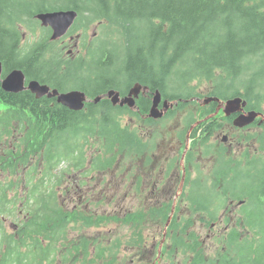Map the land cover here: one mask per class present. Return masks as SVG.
I'll use <instances>...</instances> for the list:
<instances>
[{"label": "trees", "instance_id": "1", "mask_svg": "<svg viewBox=\"0 0 264 264\" xmlns=\"http://www.w3.org/2000/svg\"><path fill=\"white\" fill-rule=\"evenodd\" d=\"M67 9L78 15L66 36L79 34L81 41L80 52L72 56L64 52V38L50 41V29L35 18L39 12ZM95 23L99 34L88 40L87 31ZM20 27L30 33L40 28L41 35L31 43L23 42ZM0 61L3 76L21 69L26 82L34 79L60 92L78 89L90 99L83 110L75 111L55 97L36 98L27 89L7 92L0 81V142L1 136L8 138L0 167L15 174L32 157H39L40 163L34 166L42 164L39 178L26 171L24 181L9 175L6 183L0 182V264H59L61 253L56 246L67 239L72 217L58 203L51 184L71 168L86 167L85 151L96 140L102 144V153L92 156L89 171L112 168L120 154H148V140L130 122L123 123L122 117L147 115L156 89L163 99L177 103L166 118L205 96L221 100L241 96L247 110L264 112V0H0ZM201 81L209 82L204 96L195 86ZM135 83L148 88L137 99L136 110L113 105L106 97L92 101L109 89L124 95ZM216 107L215 101L204 106L203 117H210L206 121L193 111L185 113L186 132L194 124L193 145L209 148L208 140L221 130L213 115ZM145 117L146 126L161 120ZM258 129L240 134L239 139L241 144L255 143V150L245 149L234 157L221 143L210 175L192 179L187 175L181 195L189 210L201 214L202 221L220 220L229 227L218 257L205 259L193 219L180 218L175 212L165 247V259L172 264H264V126ZM15 134L21 137L12 140ZM62 163L66 168L62 169ZM21 186L20 195H8ZM170 206L149 208L152 218L168 221ZM234 207L237 218L230 227L229 212ZM15 212L23 213L25 221L13 233L4 231L3 218ZM138 212L140 223L147 209ZM136 234L128 237L132 248L143 245L142 234ZM119 242L96 245L95 259L113 264ZM69 258L60 257L63 264Z\"/></svg>", "mask_w": 264, "mask_h": 264}, {"label": "rangeland", "instance_id": "2", "mask_svg": "<svg viewBox=\"0 0 264 264\" xmlns=\"http://www.w3.org/2000/svg\"><path fill=\"white\" fill-rule=\"evenodd\" d=\"M20 29L22 41L26 43L39 39L41 35L40 28H37L35 33L28 32L25 27H20ZM97 33L98 23H95L87 31L88 40ZM63 38L64 52L70 51L69 55L71 56L80 52L79 34ZM90 71L89 69L88 75ZM121 83L125 88L127 82L123 80ZM76 84L77 82L74 81V86ZM195 86L197 92H201L204 96L209 88V82L201 81ZM206 97L209 96L200 99L203 100ZM208 104L210 102L204 104L196 101L172 118H166L164 115L160 122L154 126H146V123L143 122L144 118L140 116H123V123L130 122L148 140L151 148L148 154L143 156L131 154L129 157L120 154L112 168L106 171H89L92 156L102 153V144L96 140L85 151L88 159L86 167L80 170L71 168L64 178H59L58 182L54 181L51 184L58 193V203L64 210L70 211L72 217V221L66 229L67 239L56 246L58 252L61 253L57 255L56 262L59 261V264H63L64 261L60 257L66 254V258H72H69L65 264H73L75 260H77L76 264L83 261H87L84 264H100L101 260L95 259V246L109 247L111 244L115 245L116 241H120L119 246H116L114 250L116 256L113 264H172L169 259H165V247L168 243L166 233L169 223L159 218L153 219L152 210L149 209L162 208L166 204L168 206L171 204L169 222L175 212H178L180 218L191 217L193 219V230L203 243L205 259L218 257L222 250V238L229 226H225L224 222L220 220L213 224L202 221L201 214L192 213L188 208V201L181 195L183 188L187 187L184 182L187 175H190L191 179L198 175H210L223 136L226 137L227 144H222L227 147L231 156L236 157L240 156L245 149L253 151L257 146L255 143L246 141L241 144L240 134L248 135V132L254 133L259 129L252 126L243 129L234 128L233 121H229L223 111L219 110L213 115L222 124V127L221 130H216L208 140L209 148L193 145L192 140L186 141V138H181V133L186 132L182 118L185 113L193 111L196 117L206 121L210 117H203L202 110ZM20 137V134H15L11 139L15 140ZM1 138L0 153L8 145V138L4 135ZM185 148L187 150L186 160L181 161ZM205 151L210 152L205 153ZM145 156H149L148 159ZM38 158L32 157L30 162L25 166H20L15 174L0 171V182L6 183L9 175H12L13 180L21 177L24 181L23 176L26 171H30V174L39 178L42 164L34 166V162L40 163ZM66 166L67 164H61L62 169ZM183 169L185 176L182 181ZM21 184L23 186V182ZM22 186L19 189L9 190L8 195L11 198L20 195L24 192ZM139 209H147V212H144L145 215L141 217L140 223ZM235 210L236 207L231 208V212H229V218L233 220L230 227L234 225V220L237 218ZM25 219L26 216L23 213L15 212V215L3 218L2 227L4 231L13 233ZM137 231L142 234L143 245L132 248V245L127 243L130 239L128 237L136 236ZM71 246L78 248L71 252L66 251ZM91 260L96 261L91 262Z\"/></svg>", "mask_w": 264, "mask_h": 264}, {"label": "water", "instance_id": "3", "mask_svg": "<svg viewBox=\"0 0 264 264\" xmlns=\"http://www.w3.org/2000/svg\"><path fill=\"white\" fill-rule=\"evenodd\" d=\"M77 15V11L67 9L39 12L35 15V17L41 22L42 26H48L52 29L50 40L54 41L61 38L67 33V31L71 28L75 19L77 18ZM1 73L2 63L0 61L1 87L7 92H19L24 89H29L33 94H35L37 98H40L45 95L49 98L55 97L56 101L59 104L75 111L83 109L85 103L88 101L86 93L81 90L74 89L65 92H60L57 89H51L46 84H41L37 80H30L27 84H25L26 76L21 69L12 70L4 78H1ZM144 90H148V88L138 83L134 84L128 90V93L124 96H121L119 91L115 89H109L105 94L96 96L93 102L97 103L103 97H107L113 105H126L129 108L133 109L134 107H136V99ZM151 101L152 103L147 117H151L154 119L161 118L169 108L173 107V105L176 104V102L173 103L167 99L162 100L161 93L158 89L153 92ZM198 101L204 104L211 101L217 102L216 112L221 109L225 116L237 114L233 121V125L236 127L241 128L246 125H249L253 123L258 117L260 118L258 123L264 125V113L255 110H245L247 101L240 96H235L226 99L225 101L220 100L218 97H207L203 100L198 99ZM160 103L161 108H159ZM188 138L189 137L187 135V141ZM223 141H226L225 136H223ZM182 176L183 181L185 176L184 169Z\"/></svg>", "mask_w": 264, "mask_h": 264}, {"label": "flooded vegetation", "instance_id": "4", "mask_svg": "<svg viewBox=\"0 0 264 264\" xmlns=\"http://www.w3.org/2000/svg\"><path fill=\"white\" fill-rule=\"evenodd\" d=\"M2 154V152L0 153V155ZM0 171H8L9 172V169H8V167H6V168H2V167H0Z\"/></svg>", "mask_w": 264, "mask_h": 264}, {"label": "bare ground", "instance_id": "5", "mask_svg": "<svg viewBox=\"0 0 264 264\" xmlns=\"http://www.w3.org/2000/svg\"><path fill=\"white\" fill-rule=\"evenodd\" d=\"M253 123L249 124L248 126H244V127H241V128H237V129H243V128H248V127H251Z\"/></svg>", "mask_w": 264, "mask_h": 264}]
</instances>
